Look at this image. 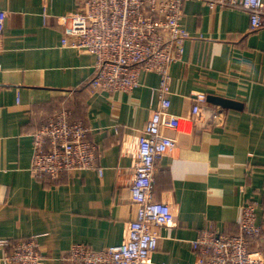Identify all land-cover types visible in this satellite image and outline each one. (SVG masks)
Segmentation results:
<instances>
[{
	"label": "crops",
	"instance_id": "1",
	"mask_svg": "<svg viewBox=\"0 0 264 264\" xmlns=\"http://www.w3.org/2000/svg\"><path fill=\"white\" fill-rule=\"evenodd\" d=\"M78 0H0V238H36L42 264L64 260L75 244L94 250L123 243L138 206L129 187L137 138L158 104L156 73L142 72L130 93L93 92L84 85L96 58L62 44L58 16ZM189 33L171 68V113L165 133L176 147L157 161L153 199L175 215L163 228L153 264H197L193 242L201 231L237 234L241 206L256 205L264 228V29H251L240 8L184 4ZM217 95L242 109H225L224 125L198 129L194 98ZM71 109L91 128L97 169L72 171L57 181L31 171L33 134L56 111ZM264 249V234L253 248Z\"/></svg>",
	"mask_w": 264,
	"mask_h": 264
},
{
	"label": "built area",
	"instance_id": "2",
	"mask_svg": "<svg viewBox=\"0 0 264 264\" xmlns=\"http://www.w3.org/2000/svg\"><path fill=\"white\" fill-rule=\"evenodd\" d=\"M49 2L51 0H44ZM190 0H78L76 11L58 16L62 44L94 55V75L85 89L109 93H130L138 88L142 72L156 73L160 83L154 93L158 104L152 118L137 138L136 161L129 187L138 206L130 222L127 239L118 245L94 250L85 244L73 245L64 260L70 264H153L163 228L175 222L172 207L153 199L157 161L169 154L176 141L165 133L180 119L171 113L172 66L180 61L189 33L184 26V4ZM210 9L240 8L249 13L251 29H264V0H198ZM0 12V34L2 33ZM194 98L192 120L198 129L222 126L225 109L207 100ZM91 128L75 119L71 109L56 111L33 134L31 171L37 177L59 181L72 171L97 169L99 147L89 138ZM253 203L241 206L240 232L203 230L193 248L197 264H264V249L253 248L264 228L257 222ZM36 238H0V264H42Z\"/></svg>",
	"mask_w": 264,
	"mask_h": 264
},
{
	"label": "water",
	"instance_id": "3",
	"mask_svg": "<svg viewBox=\"0 0 264 264\" xmlns=\"http://www.w3.org/2000/svg\"><path fill=\"white\" fill-rule=\"evenodd\" d=\"M207 100L210 103L221 106L224 109H242L243 107V105L237 101L217 95H209Z\"/></svg>",
	"mask_w": 264,
	"mask_h": 264
}]
</instances>
